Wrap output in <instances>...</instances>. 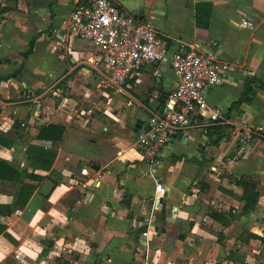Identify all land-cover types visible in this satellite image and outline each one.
I'll return each mask as SVG.
<instances>
[{
    "label": "crops",
    "instance_id": "0c3cea01",
    "mask_svg": "<svg viewBox=\"0 0 264 264\" xmlns=\"http://www.w3.org/2000/svg\"><path fill=\"white\" fill-rule=\"evenodd\" d=\"M0 1L10 7L0 17V59H11L0 61V161L22 174L0 167V264H264V129L246 154L229 132L242 117L264 127V0H114L152 21L167 55L124 89L103 84L90 42L65 30L77 0ZM200 3L211 7L206 27ZM192 44L217 49L230 67L155 165L138 133L178 86L173 54ZM217 107L221 121L210 118ZM49 124L65 129L61 140L39 137ZM242 177L260 193L249 212ZM204 178L212 185L201 190ZM158 181L168 191L156 204Z\"/></svg>",
    "mask_w": 264,
    "mask_h": 264
},
{
    "label": "built area",
    "instance_id": "2783aa9c",
    "mask_svg": "<svg viewBox=\"0 0 264 264\" xmlns=\"http://www.w3.org/2000/svg\"><path fill=\"white\" fill-rule=\"evenodd\" d=\"M255 23L254 19H243V24L248 27ZM63 24L65 30L95 47L89 64L108 87L124 89L129 79L141 77L147 64L167 59L162 39L152 21L138 19L114 0H77ZM172 63L178 86L170 92L163 113H154L149 126L137 137V146L155 165L163 157L172 135L184 130L194 114L205 112V89L215 85L221 72L230 67L229 63L219 59L217 49L203 51L196 44L176 51ZM222 115L217 107L211 110L210 118L221 121ZM263 129V126L251 129L242 117L240 125L230 126L229 132L239 141L240 153L246 154L253 150L250 143ZM82 173H88L86 166ZM167 191V187L158 181L154 196L156 204L163 201Z\"/></svg>",
    "mask_w": 264,
    "mask_h": 264
},
{
    "label": "trees",
    "instance_id": "16d2710c",
    "mask_svg": "<svg viewBox=\"0 0 264 264\" xmlns=\"http://www.w3.org/2000/svg\"><path fill=\"white\" fill-rule=\"evenodd\" d=\"M9 9H10L9 5H4L0 1V17L3 13H5ZM210 12H211V7L208 4L200 3L198 5V7H197V23L199 26L206 27L208 25L209 18H210ZM34 45H35V39H32L30 42V49L28 52L25 53V56H29L31 54V52L33 51ZM21 71H22V67L18 68V70L14 73V76L18 75ZM262 87H264V84H262ZM249 93H253V90L251 88H249V90H247L246 97L248 96ZM64 130L65 129L61 126H58L55 124H49V125H47L41 129L39 137H41V138L50 137V138H53L55 140H61L63 138ZM57 132H59V134H57ZM6 143H8L9 145L12 144L11 142H6ZM0 167H2V168L6 167V169L9 171H15V172L18 171L12 165H10L9 163L3 162V161H0ZM21 176H22V174L18 171L19 179H21ZM237 182L239 185H241L243 187V190H244L243 196H242L243 199L245 200L244 211L249 212V211L255 209L258 202H259V198H260V193L258 191L257 182L254 181L253 179L247 178V177H242V178L238 179ZM200 184H201V190H204L206 188L211 187L212 181L208 178H204ZM22 194H23V192L21 193V195ZM30 196H31V193L29 195H27V197L25 198L24 204L27 203ZM211 215L214 218L219 219V220L225 219L224 215H222V213H220L216 210H212ZM227 222L228 221H226V223ZM2 230H3V228H2Z\"/></svg>",
    "mask_w": 264,
    "mask_h": 264
},
{
    "label": "water",
    "instance_id": "95a60500",
    "mask_svg": "<svg viewBox=\"0 0 264 264\" xmlns=\"http://www.w3.org/2000/svg\"><path fill=\"white\" fill-rule=\"evenodd\" d=\"M13 3H14V5H13ZM11 5L12 6H16L15 5V1H11ZM8 61V62H11V59H9V58H5V59H0V61ZM14 63H16L17 61H13ZM222 76V74L220 75V77ZM219 82V81H218ZM24 91H25V87H24ZM168 98H169V94H167V93H163L161 96H160V106L159 107H161V108H163V106H165V103L167 102V100H168ZM0 112H1V108H0ZM139 123H141V121H139ZM142 127V125H137V129L138 128H141ZM147 128V127H146ZM187 136V134H185V132H183V131H179V132H176V133H174L173 135H172V139H171V141H173V140H175L176 138H179V139H181L182 137H186ZM52 186H53V182L51 181V180H48L46 183H45V185H44V193L45 194H48L50 191H51V188H52Z\"/></svg>",
    "mask_w": 264,
    "mask_h": 264
},
{
    "label": "rangeland",
    "instance_id": "374dc122",
    "mask_svg": "<svg viewBox=\"0 0 264 264\" xmlns=\"http://www.w3.org/2000/svg\"><path fill=\"white\" fill-rule=\"evenodd\" d=\"M89 42V41H88ZM90 45H91V47H92V49L94 50V52H95V47L90 43Z\"/></svg>",
    "mask_w": 264,
    "mask_h": 264
}]
</instances>
